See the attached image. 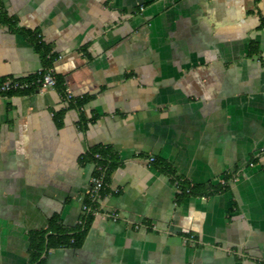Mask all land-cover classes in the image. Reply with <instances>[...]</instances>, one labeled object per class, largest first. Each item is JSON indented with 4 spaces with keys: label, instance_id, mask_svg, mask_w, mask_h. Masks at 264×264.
Masks as SVG:
<instances>
[{
    "label": "crops",
    "instance_id": "0c3cea01",
    "mask_svg": "<svg viewBox=\"0 0 264 264\" xmlns=\"http://www.w3.org/2000/svg\"><path fill=\"white\" fill-rule=\"evenodd\" d=\"M0 12V82L44 70L32 33L64 89L0 94V264H29L28 236L52 218L79 224L94 147L113 157L109 192L82 245L43 264H264V0H0ZM173 177L227 187L178 199Z\"/></svg>",
    "mask_w": 264,
    "mask_h": 264
},
{
    "label": "trees",
    "instance_id": "16d2710c",
    "mask_svg": "<svg viewBox=\"0 0 264 264\" xmlns=\"http://www.w3.org/2000/svg\"><path fill=\"white\" fill-rule=\"evenodd\" d=\"M0 20L3 23H8V19H6L4 14L1 12ZM25 35H29L31 37L34 49L40 54L43 62V71L50 69L53 56L49 54L48 47L42 43L40 38L36 37L37 34L25 33ZM54 79V88H57L61 94H64L63 82L57 77H54ZM86 101L87 98L83 97L80 100H76L73 106L76 109H79ZM96 154L99 155V158H95ZM86 160L94 166L101 167L100 173L102 176L103 187L100 190V196L102 199L109 192V175L114 167L113 157L107 147H94L87 153ZM97 173L98 172L96 170L93 171V174ZM172 180L178 189V199L188 196H210L220 191H225L227 187L225 185L227 180H225L224 185H216L214 187L191 186L187 181L178 177H173ZM83 205L87 207V210L84 211L79 224L71 232H64V230L56 224V219L52 218L46 229L31 232L29 234V264H43L41 255L50 249H57L61 247L79 248L82 245L92 220V212L96 209V202H92L89 197L86 196Z\"/></svg>",
    "mask_w": 264,
    "mask_h": 264
},
{
    "label": "built area",
    "instance_id": "2783aa9c",
    "mask_svg": "<svg viewBox=\"0 0 264 264\" xmlns=\"http://www.w3.org/2000/svg\"><path fill=\"white\" fill-rule=\"evenodd\" d=\"M143 6L140 5V9ZM55 87V79L50 70H40L32 78L20 79V78H6L0 82V94L10 93L14 91H30V90H43L50 89ZM67 98H71L70 95H67ZM95 158H99V155H95ZM149 163H152L154 159L151 157L148 159ZM94 170L98 173L93 174L89 180V186L86 192V196L92 202H98L101 199L100 190L103 187L102 176H101V167L94 166ZM82 210H87L86 206H82Z\"/></svg>",
    "mask_w": 264,
    "mask_h": 264
}]
</instances>
